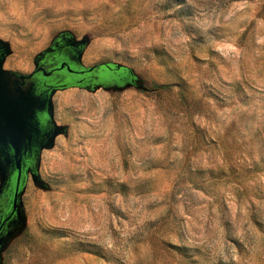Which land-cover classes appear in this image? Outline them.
<instances>
[{
  "label": "rangeland",
  "instance_id": "1",
  "mask_svg": "<svg viewBox=\"0 0 264 264\" xmlns=\"http://www.w3.org/2000/svg\"><path fill=\"white\" fill-rule=\"evenodd\" d=\"M0 53L70 71L0 264H264V0H0Z\"/></svg>",
  "mask_w": 264,
  "mask_h": 264
},
{
  "label": "water",
  "instance_id": "2",
  "mask_svg": "<svg viewBox=\"0 0 264 264\" xmlns=\"http://www.w3.org/2000/svg\"><path fill=\"white\" fill-rule=\"evenodd\" d=\"M2 59L0 53V158L12 168V172H16L12 202V212H15L23 158L28 154L30 159L40 148L41 139L45 136L40 116L49 114L50 98L56 87L49 85L36 94L34 83L30 81L32 77L41 72L43 78H48L51 72L45 73L38 66L27 76L17 75L1 69ZM64 67L61 64L56 71ZM66 70L70 72L68 68ZM64 86L59 85L60 88Z\"/></svg>",
  "mask_w": 264,
  "mask_h": 264
},
{
  "label": "flooded vegetation",
  "instance_id": "3",
  "mask_svg": "<svg viewBox=\"0 0 264 264\" xmlns=\"http://www.w3.org/2000/svg\"><path fill=\"white\" fill-rule=\"evenodd\" d=\"M55 66H56L55 63H52V61L48 60V59H44L42 61V63L39 65V67H41L45 73L51 72V74H50V77L43 78L41 72H39L38 74H36L32 77V79L30 81L34 83V92L36 94L43 92L45 90V88L48 87L49 85L53 86V88L56 87V89H60L59 85L64 84V80L62 78H60L59 75H57L56 73H59L61 71H66L67 65H65V67L62 70H60L59 72L54 71ZM49 79H51V80H49ZM44 117H45V115L42 114L40 116L41 120H43ZM41 127H42V125H41ZM28 159H29V155L27 154L26 157L23 158V162H22L23 165H25V163L28 161Z\"/></svg>",
  "mask_w": 264,
  "mask_h": 264
},
{
  "label": "trees",
  "instance_id": "4",
  "mask_svg": "<svg viewBox=\"0 0 264 264\" xmlns=\"http://www.w3.org/2000/svg\"><path fill=\"white\" fill-rule=\"evenodd\" d=\"M155 88L164 90V89H167L168 87H165V86H155Z\"/></svg>",
  "mask_w": 264,
  "mask_h": 264
}]
</instances>
